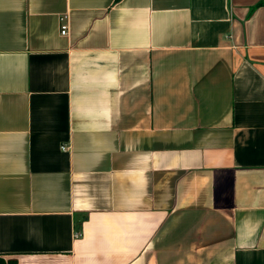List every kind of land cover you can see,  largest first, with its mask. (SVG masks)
Masks as SVG:
<instances>
[{"label":"crops","instance_id":"obj_1","mask_svg":"<svg viewBox=\"0 0 264 264\" xmlns=\"http://www.w3.org/2000/svg\"><path fill=\"white\" fill-rule=\"evenodd\" d=\"M0 264H264V0H0Z\"/></svg>","mask_w":264,"mask_h":264},{"label":"built area","instance_id":"obj_2","mask_svg":"<svg viewBox=\"0 0 264 264\" xmlns=\"http://www.w3.org/2000/svg\"><path fill=\"white\" fill-rule=\"evenodd\" d=\"M59 30H60V34H67L68 30H67V16L65 14L61 15V17H59ZM62 149L64 150L65 148L62 147Z\"/></svg>","mask_w":264,"mask_h":264}]
</instances>
